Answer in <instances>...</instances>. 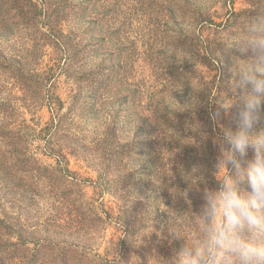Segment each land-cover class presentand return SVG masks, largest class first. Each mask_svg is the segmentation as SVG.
Returning <instances> with one entry per match:
<instances>
[{"label": "rangeland", "instance_id": "374dc122", "mask_svg": "<svg viewBox=\"0 0 264 264\" xmlns=\"http://www.w3.org/2000/svg\"><path fill=\"white\" fill-rule=\"evenodd\" d=\"M160 6L162 10H172L170 17L175 23L169 15L166 16L167 11L165 15L156 12L162 17H159L161 24L167 21L171 27L160 35L162 41L153 42V47L158 49V57L163 55L159 65L150 55L146 57L147 61L138 56L130 57V64L129 58L123 60L124 64L127 63L124 68L129 67L130 74L122 69L119 83L111 84L104 92L103 89H96L92 82L81 83L82 94L73 109L70 107L74 103L72 94L76 84L67 72L57 73L56 78L45 87L59 95L64 103L62 112L65 115L61 129L55 132L54 142L67 154V167L75 179L59 181L57 174L41 178L33 173L27 175L28 178L31 176L27 181H17L7 177L6 167L0 161V209L12 221L17 217L20 219L23 239L32 241L27 246L34 248L38 245L34 241L42 239L39 244L43 246V251L39 253L41 260L38 264H162L156 256L167 259L183 245L182 240L169 242L167 237V229L173 220L170 212L180 214L188 207L182 192L189 186L194 187L197 181L198 189L192 188L187 196L195 211L202 203L204 187L216 186L213 176L215 143L207 140L206 136H199L197 114L195 122L182 112L183 117L178 120L179 135L158 129L155 138H151L152 132L139 136L138 127L142 121L136 115H141V112L135 106V99L131 98L123 106L120 101L124 95L131 96L129 83L144 80L153 85L161 74L159 67H162L165 83L169 81L177 85L180 102L185 104L183 107H198L202 103V84L198 80L200 58L197 48L206 41L204 45L208 44L219 64L208 57L205 60L207 66H203L204 75L224 90L223 95L210 100V105L234 102L235 95L229 87L233 68L237 58L245 57L233 45L239 39L247 18L257 11H264V0H188L185 9L179 8L177 3L167 2ZM158 14L143 17L142 22L140 18L135 19L132 37L137 35L141 40L139 49L146 47L143 41L152 42ZM200 15L213 16V20L221 26L198 24ZM194 17L196 26H192ZM39 20L14 18V12L10 10L0 13V53L7 64L29 63L34 41L42 38L43 31L57 23L47 18ZM86 25L87 21L81 22L72 17L62 19L58 24L65 34L82 32ZM194 35L196 54L184 41ZM95 39L84 40L80 52L87 51L86 44L93 43ZM101 52L95 55L86 53L75 67L82 65L84 71L96 69L107 56V49ZM42 53L31 66L37 67L38 74L46 73L45 70L55 63V58L60 57L51 45L45 46ZM124 54L118 56L120 61ZM174 67L192 70L188 73L192 79H176ZM221 72L223 78H220ZM125 86L128 88L126 91ZM116 91H120V95H116ZM167 96V104L175 106L173 102L177 95L170 90ZM33 97L20 90L9 72L0 70V122L2 117H6L7 105L13 107L14 119L17 117L20 121L26 118L33 128L30 132L36 140L32 141L31 150L37 153L42 165L57 167L55 158L41 154L38 146L41 140L36 138L39 130L55 123L53 112L47 104L37 102V98L29 101L27 106L28 100ZM237 112L236 106L226 113L221 110V117L210 122L211 128L216 124L235 131ZM256 130H264V105L261 106ZM251 156L250 151L248 158ZM193 179L196 181L190 184ZM31 182L35 185L32 186ZM6 184L14 191L6 189ZM61 193H71L72 198L63 200ZM10 239L17 240L16 236ZM31 254L29 250L19 253L20 257L24 256L25 264ZM19 264L24 263L21 261Z\"/></svg>", "mask_w": 264, "mask_h": 264}, {"label": "trees", "instance_id": "16d2710c", "mask_svg": "<svg viewBox=\"0 0 264 264\" xmlns=\"http://www.w3.org/2000/svg\"><path fill=\"white\" fill-rule=\"evenodd\" d=\"M172 4L177 3L179 8L185 9L188 0H78L71 2L68 0H0V13L10 10L14 12V18L23 19L26 21H36L41 18H47L48 20H54L58 24L62 19H68L69 17L75 18L81 22L87 21L86 27L81 32L70 31L69 34H65L60 31V27L57 23L51 25L49 30L43 31V37L35 40L33 45V52L30 54V62L27 64L15 65L8 63L4 55L0 53V65L1 71L9 72L12 77L26 95L35 96L29 101L37 98V102L40 101L42 104H47L53 112V122L51 126L42 128L36 133V138L41 140L40 152L49 158H55L58 165L52 167L49 165H42L40 158L37 153L31 150L32 141H35V135L30 132L32 128L28 124L27 119L22 120L14 119L15 109L11 106L6 107V117H2L0 122V161H2L6 167L7 177L14 178L22 181H27L28 174L37 175L41 178L49 176H59V181H63L68 178L75 179L72 176L71 171L67 167V154L64 153V149L54 142L55 132L61 129L64 103L59 95L54 94L51 90L46 89L47 83L56 78L57 73L67 72L69 76L75 80L76 88L72 94L73 104L70 109L77 104L80 99L82 92L81 83L89 81L94 83L96 89L108 90V87L113 83H119L118 80L122 79V69L127 66V63H123V60L130 57L142 58L147 61L149 55L152 59H155L156 65H159L162 60V56L158 57V49L153 47V42L162 41L160 35L166 33L171 29L168 22L161 24L159 17L162 18L158 13L167 11V15L172 13L171 9H163L160 4L165 5L166 3ZM182 4V5H181ZM158 11V13H156ZM156 13V14H155ZM158 19L155 24L154 37H151L152 42L147 43L143 50L139 49V37H132V31L135 19L140 18L141 22L143 17L148 15H157ZM175 23L174 19L170 17ZM40 21V20H39ZM198 24L209 23L217 26L221 24L216 23L212 17H206L200 15L197 20ZM40 23H42L40 21ZM28 24V23H27ZM192 26H196V17L192 20ZM44 27V26H43ZM201 36V35H200ZM95 37H97L95 39ZM94 38L93 43L86 44L87 51H83L84 40ZM49 39V40H48ZM185 44L189 45L196 54V35L185 38ZM206 41L201 42L197 48L199 55V73L200 77L198 80L201 82V100L202 103L194 108L183 107L184 102H180L181 98L179 90L175 83L167 81L165 83L164 70L162 67L161 74L157 76L156 84L149 85L147 82L142 80L136 81L135 83H129L131 86V96L124 95L120 104L122 106L127 104L131 98L135 99V106L140 113H137L139 119L142 121V126L138 127V135L146 136L152 132L151 138H155L154 134L158 133L157 130H163L165 133L172 132L179 135L178 132V120L183 117L184 112L188 119H193L199 122V136H206L207 140L214 141L215 137L219 134L221 127L214 125L213 128L210 126V122L214 120L213 114L219 109L220 106L210 105L212 98L223 95L224 90L215 85V81H209L204 75L203 66H207L206 59L209 57L212 61L219 64V59L213 56V52L208 46L204 45ZM150 44V48H148ZM51 45L52 48L60 54L59 58H55V63L50 67L49 70H45L46 73L38 74L39 70L37 67H31L35 60L43 55L44 47ZM204 45V46H203ZM107 49V56L102 59L96 69L91 71H84L82 65L76 66L80 58H84L86 53L89 55L102 54V50ZM100 52V53H99ZM125 53V54H124ZM124 54L122 61L119 59V55ZM120 55V56H121ZM118 58V61L115 60ZM186 63V61H184ZM81 63V60H80ZM214 64V63H213ZM126 70L127 74H130V68ZM181 70V72H180ZM192 71V70H190ZM185 68L174 67V76L186 77L187 81H190L192 77H188V73ZM221 77L224 75L220 73ZM219 74V75H220ZM159 81V82H158ZM176 81V80H175ZM148 84V85H147ZM133 86V87H132ZM215 86V88H214ZM212 89H215L214 93ZM124 90H128L125 86ZM170 90L173 94L177 95L174 98V105H168L167 95L170 94ZM51 91V92H50ZM33 94V95H32ZM103 94V93H102ZM100 94V95H102ZM212 94L211 98L210 95ZM116 95H120V91H116ZM179 95V96H178ZM210 98V99H209ZM181 105L183 110L179 108ZM172 109V111H170ZM197 109V110H196ZM19 116V113H18ZM152 122V124H151ZM154 124V125H153ZM154 127V128H153ZM28 130V131H26ZM144 145V143H142ZM125 147V146H124ZM122 146V148H124ZM214 156L217 157L218 146L214 145ZM31 178V176H29ZM28 178V179H29ZM34 186V183H30ZM100 186H104L101 183ZM5 188L14 191L9 184L5 185ZM67 192V191H65ZM61 198L67 200L72 198L71 193H61ZM62 200V201H63ZM12 221L6 215L3 209H0V264H19L21 261L25 264L26 260L23 256L20 257L19 253L22 250H29L32 252L31 257L27 260L26 264H38L40 263V254L43 251V246L39 244V240L34 241V244H38L36 247L31 248L27 246L29 242L23 239V225L20 219L17 217ZM37 232V231H36ZM16 236L17 240L13 241L10 237ZM50 236V235H49ZM48 237H46L47 239ZM58 245V244H55Z\"/></svg>", "mask_w": 264, "mask_h": 264}, {"label": "clouds", "instance_id": "9594fccd", "mask_svg": "<svg viewBox=\"0 0 264 264\" xmlns=\"http://www.w3.org/2000/svg\"><path fill=\"white\" fill-rule=\"evenodd\" d=\"M233 46L245 57L237 58L229 85L235 100L212 118L236 106L237 128L221 126L215 137L216 186L204 187L197 210L187 198L198 189L193 179L182 192L187 209L170 212L167 237L183 245L167 259L156 256L162 264H264V130H256L264 105V11L247 18Z\"/></svg>", "mask_w": 264, "mask_h": 264}]
</instances>
